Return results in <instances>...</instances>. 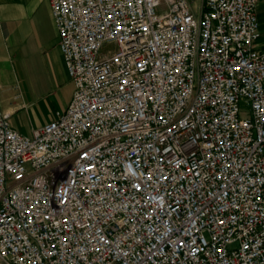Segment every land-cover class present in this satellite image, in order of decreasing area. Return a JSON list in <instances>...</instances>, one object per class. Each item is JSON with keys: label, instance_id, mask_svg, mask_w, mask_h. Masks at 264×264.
Wrapping results in <instances>:
<instances>
[{"label": "built area", "instance_id": "obj_1", "mask_svg": "<svg viewBox=\"0 0 264 264\" xmlns=\"http://www.w3.org/2000/svg\"><path fill=\"white\" fill-rule=\"evenodd\" d=\"M192 1L48 0L73 90L0 109V264H264L258 0Z\"/></svg>", "mask_w": 264, "mask_h": 264}, {"label": "crops", "instance_id": "obj_2", "mask_svg": "<svg viewBox=\"0 0 264 264\" xmlns=\"http://www.w3.org/2000/svg\"><path fill=\"white\" fill-rule=\"evenodd\" d=\"M72 90L48 0H0V109L10 125L30 135L66 106Z\"/></svg>", "mask_w": 264, "mask_h": 264}, {"label": "rangeland", "instance_id": "obj_3", "mask_svg": "<svg viewBox=\"0 0 264 264\" xmlns=\"http://www.w3.org/2000/svg\"><path fill=\"white\" fill-rule=\"evenodd\" d=\"M199 3H200V0H193L192 1V6L194 9H197L199 7ZM256 8H257V12L260 14V13H263L264 12V0H260L257 5H256ZM259 38H258V41L259 42H264V20H260V23H259ZM112 48V45H104L101 49V51H106L107 49H110ZM241 106H240V114L242 116H248L249 115V110H248V107L245 105V101L241 100ZM45 112V116H49L50 112H51V109L50 108H46L44 110Z\"/></svg>", "mask_w": 264, "mask_h": 264}]
</instances>
